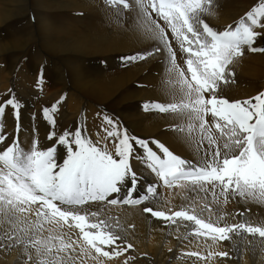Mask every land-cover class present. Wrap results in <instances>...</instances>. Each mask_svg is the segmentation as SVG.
I'll use <instances>...</instances> for the list:
<instances>
[{"label":"snow or ice","instance_id":"obj_1","mask_svg":"<svg viewBox=\"0 0 264 264\" xmlns=\"http://www.w3.org/2000/svg\"><path fill=\"white\" fill-rule=\"evenodd\" d=\"M211 2L108 0L118 5V16L127 13L154 43L122 61L164 57L165 91L171 100L146 101L143 109L173 114L180 121L174 131L186 133L184 138L197 145L195 161L174 154L155 138L130 134L108 115L103 117L108 141L103 146L79 122L57 131L55 114L64 95L41 109L50 126L47 142L41 143L33 128L25 146L20 140L21 102L8 90L0 100V117L10 109L15 125L9 133L0 123V248L21 250L23 264H85L89 259L92 264H131L135 257L127 253L134 246L121 235L118 222L102 218L105 206H127L175 226L174 231L182 229L177 239L211 241L206 255L184 253L197 261L227 258L228 251L212 248L221 241H234L236 247V241L251 245L259 238L264 245V218L252 219L247 207L264 206V89L243 99L226 98L219 90L230 82L231 65L245 49L264 53V47L255 46L258 38L264 39V0H253L222 30L203 18L211 13ZM42 78L41 70L37 86ZM133 160L141 170L133 168ZM158 185L175 187L184 202L160 207ZM188 192L203 194L199 207ZM230 200L245 205L235 223L220 207Z\"/></svg>","mask_w":264,"mask_h":264},{"label":"bare ground","instance_id":"obj_2","mask_svg":"<svg viewBox=\"0 0 264 264\" xmlns=\"http://www.w3.org/2000/svg\"><path fill=\"white\" fill-rule=\"evenodd\" d=\"M26 1H34L32 10L34 22L19 23L23 28L17 34L16 45L11 47L8 45L1 46L0 54L5 51L10 50L12 52L14 50L19 55L25 53L30 54L29 60L33 64L39 62L49 63V65L43 67L50 72L56 73V82L63 87L65 86L63 81L65 72L70 79V82H68L71 84L69 85L73 89H58L52 93L41 92L39 89H27L23 80H11L10 76H13L18 71L16 69L12 71L10 68L9 83H7L8 90L11 89L21 102L19 118L20 140L27 146V143H30L32 138V129L35 128L40 142H47L46 136L50 130V126L42 119L41 109L42 107L51 105L61 95H64L65 99L59 104L58 112L55 114L56 130L62 131L64 128L72 129L79 122L81 127L86 128L89 138L95 141L93 136L96 134V128L92 124L98 121V125L105 129L100 123V118L103 120L104 115H106L104 111H106L107 106L111 103L110 100H118L114 94L131 76L126 71V76L106 80L100 78L98 74L101 71H97L95 72L96 74L93 73L92 77L89 76L90 78L87 80L86 77L88 75L86 76L84 73L82 74L83 77L81 75L79 60L77 61V59H85L83 53L87 49V46H89L87 50L91 53H106L114 50H131L133 53H136L150 50L154 46V43L146 39L133 26L132 20L126 18L127 13L120 18V21L125 23L124 25H126L128 30L121 29L116 31L128 34L122 36L114 31L115 27L113 29L105 27L102 19L107 18L106 12L110 8L118 6L110 5L108 0H81V9L89 16L90 26L88 29L93 33L92 35H86L88 29L83 31L82 28L70 26L72 30H64L63 26L56 27L50 22L42 20L38 10L44 7L50 11L47 5V1L49 0ZM252 2L253 0H212L211 13L205 15L203 18L210 26L222 30L224 26L233 23L235 19L242 15ZM70 7V4L64 0H56L55 2V9L58 12L67 11ZM13 15L24 18L25 12L12 13ZM27 18L29 19V16ZM111 24L112 26L114 24L121 25L117 20L111 21ZM74 28H77V32ZM93 36L96 38L95 40L92 39ZM102 38H104V41L101 40ZM33 46L35 48L32 50ZM255 46L264 47V39L258 38ZM176 51L178 63H182V60L179 59V50L176 49ZM103 62L106 63L104 67H113L110 59L106 58ZM146 62H149L148 66L152 67H150L152 71L150 81L154 85L153 89L159 90L156 94L151 92L145 93L143 97L160 98V100L168 102V100H171V97L165 91L166 62L164 57L160 54H153L152 56L139 60L137 66H142ZM231 70L234 75L230 77V82L220 85L219 90L224 97L229 99H243L264 89V53L249 52L245 49L243 56L231 65ZM128 94L132 95L131 92ZM97 99L101 100L98 103L105 100L102 108L97 104L92 105L93 101ZM133 104L135 105L136 103L134 102ZM121 107L122 104L120 102L114 109V117L112 118L114 121H125L124 119H120L121 112L118 109ZM147 112L143 109L142 105L141 108L132 113L133 117L129 113L127 114L132 134L144 139L150 140L155 138L161 141L157 136L152 135L151 132L157 127L162 128L163 125L180 123L173 114L169 113L168 116H145ZM0 123L3 124V131L9 133L13 131L15 121L11 116L10 109H6L4 116L0 117ZM186 123L185 121V126ZM104 133H106L105 130ZM165 136L169 137L168 141L179 152L187 154V157L190 160L192 159L191 152L193 149L191 143L184 138L186 137L184 134L174 132L164 135L163 139ZM206 146L205 143L204 147ZM132 165L137 171L143 167L136 160L132 161ZM145 176L147 180H152L151 175L147 172H145ZM161 186L163 185H158L157 187L160 207H167L170 204L179 205L184 202L179 192H175L177 190L175 187L172 190L163 192L160 191ZM187 195L193 202L197 199V204L195 203V205L199 207L200 202L198 201L203 194L188 192ZM220 207L227 213L226 218L229 222L235 223L239 221V213L244 211L245 205L237 203L236 200H230ZM247 207L252 219L259 220L264 218V206L249 203ZM100 211L102 218L107 219L111 217L112 223L115 224L118 222L123 229L121 235L133 244L134 247L129 249L127 253V255L135 257L134 262H131V264H264V245L260 243L259 238L251 245L248 244L247 240L236 241V247H233L234 241L218 242V245L212 246L213 250L228 251L229 256L227 258L214 257L211 260L197 261L195 257L187 256L184 253L201 251L206 255L209 250L208 244L211 241H206L204 237L198 240L192 237H189L187 240L182 238L177 239L178 235L182 236V229L180 232L174 231L175 226L169 228L162 221L151 218L147 214H141L127 206H105ZM129 225H132V227H129ZM0 264H23L21 250L16 247L11 249L0 248ZM77 264H79V261H77ZM85 264H92V261L89 259Z\"/></svg>","mask_w":264,"mask_h":264},{"label":"rangeland","instance_id":"obj_3","mask_svg":"<svg viewBox=\"0 0 264 264\" xmlns=\"http://www.w3.org/2000/svg\"><path fill=\"white\" fill-rule=\"evenodd\" d=\"M70 4V8L67 11H61L58 12L55 9V2L56 0H49L47 1V5L50 8V11L46 10L44 7H41L39 11V16L42 18V20L48 21L51 24L57 26H63L64 30H72L70 26H74L77 28H82L83 31H86L89 28V16L85 14V12L81 9V0H64ZM33 3L34 1H26V0H0V47L4 45L13 46L17 43V34L18 32L23 28L21 24L19 23H33L34 17L32 15L33 10ZM118 7V6H117ZM19 12H25L24 18L17 17L15 15L12 16V13H19ZM107 18H103L102 22L108 29H113L115 27V30H128L125 23H122L120 21V18L124 15H117L116 14V7L110 8L106 12ZM29 16V19L27 18ZM119 21L120 24H114L112 26L111 21ZM76 28V29H77ZM74 28V30L76 31ZM102 31V29H100ZM99 31V32H100ZM113 31V30H112ZM77 32V31H76ZM117 32V31H116ZM119 33V32H117ZM91 30H87L86 35H92ZM120 35H126L128 33H119ZM114 36V35H113ZM111 38V37H110ZM92 39H96L94 36ZM104 41V38L101 39ZM35 47H32V50ZM89 46H87V49ZM85 50L83 55L85 59H77L79 60V68L81 70V75L84 73V75H88L86 79L88 80L90 77L93 76V73L101 71L98 76L102 79H115L120 76H126L125 73L128 71V74L131 76L128 78L129 80L119 88V90L114 94V96L118 99L117 101L111 99V103L107 106L106 115H108L110 118L114 117V109L117 107V104L121 102L122 107L118 109V111L121 112V120H125L124 122H118L121 124L124 128L128 130L130 134H132V130L130 129V121L128 120L127 114L129 113L131 117H133L132 113L137 111L146 101L150 100H159L166 102L164 100H160V98H144L143 94L145 93H153L156 94L159 89H153L151 83L152 78V71L150 70L151 66L149 65V62L144 63L142 66H137L136 61H129L124 62L122 61L121 57L123 56H129L134 54L131 50H114L106 53H91L88 50ZM5 53V54H4ZM4 54V55H3ZM18 52H12L5 51L0 54V100H2L6 93L8 92V84L9 83V69L10 70H17L18 72L14 74L11 77L12 81H20L23 80L25 82V86L27 89H39L41 92L45 93H52L57 91L58 89H73L71 88V83H69L70 79L65 74L63 75V81H64V87L61 86V84H58L56 82L55 78V72H50L43 66L49 65V63L45 64L44 62H39L36 64H33L30 62V54H22L19 55ZM18 58V59H17ZM108 58L110 59L111 63L113 64V67L106 68L103 61ZM81 61V62H80ZM15 62V63H14ZM83 62V63H82ZM85 62V63H84ZM141 62V61H140ZM16 66V67H14ZM40 66V67H38ZM152 68V67H151ZM42 70L43 72V78L41 83L37 86L36 85V79L38 73H40ZM93 71V72H92ZM8 73V74H7ZM7 75V76H6ZM90 76V77H89ZM83 77V75H82ZM31 78V79H30ZM66 81V82H65ZM69 81V82H68ZM33 84V85H32ZM69 86V87H67ZM96 89H98L96 87ZM131 92L132 95H129L128 93ZM100 99L94 100L92 105H99L102 108V105L105 103V100H103L101 103ZM136 103L135 105L133 103ZM170 102V100H168ZM137 108H136V107ZM101 111V109H100ZM149 115H158V116H168V114H162L156 111H148L145 116ZM100 123L106 128L107 125L104 124L103 120L100 118ZM98 121L94 122L92 125L94 128H96V134L93 136V139L95 141H99L100 145H105L108 141L106 140V133H104L103 127H100L98 125ZM179 123H170L168 125H163L162 128L157 127L153 132H151L152 135L157 136L161 142H163L171 151L174 152V154L180 155L182 158L190 160L185 153L179 152L175 146L172 145L168 141L169 137L163 136L166 134H171L177 131H174V127L178 125ZM66 129V128H64ZM186 136L187 134L184 133ZM146 139V138H145ZM192 146V159L195 161L196 159V144L191 143ZM177 153H176V152ZM169 189L166 186H161L160 191H168ZM175 192H179V190H175ZM197 200V199H196ZM196 200L193 202L196 203ZM200 202V200L198 201ZM197 204V203H196Z\"/></svg>","mask_w":264,"mask_h":264}]
</instances>
